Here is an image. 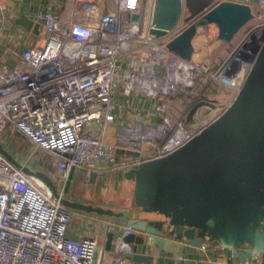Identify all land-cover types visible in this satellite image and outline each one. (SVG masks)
Masks as SVG:
<instances>
[{
  "label": "built area",
  "instance_id": "1",
  "mask_svg": "<svg viewBox=\"0 0 264 264\" xmlns=\"http://www.w3.org/2000/svg\"><path fill=\"white\" fill-rule=\"evenodd\" d=\"M139 5V0H124L123 10L112 6L100 15L95 9L87 11L88 5H84L78 11L81 22L65 25L50 10L39 9L34 18L44 31L43 46L24 49L13 67L0 65V128L16 131L34 152L53 157L57 175L52 176L61 190L71 171L90 177L99 166L114 165L121 150L136 153V165L165 157L186 144L206 126L192 124L188 114L195 108L191 106L172 119L163 99L186 95L196 100L212 82L231 87L237 94L245 67L252 66L264 42L263 35L243 56L238 46L227 61L210 72L204 65L196 67L166 50L165 45L184 26L178 24L159 38L148 30L143 33L141 16L138 23L130 20ZM257 5L256 27L244 34L241 43L264 31L260 21L264 0H257ZM121 13H129L126 22ZM130 43L148 52L151 61L129 60L120 70ZM202 75L201 90L193 92ZM120 78L122 83L117 82ZM131 90L155 99L156 121L143 123L135 112L131 127L108 142L107 125L114 121L112 94ZM70 216V209L0 155V264H136L124 259L128 249L120 237L113 239L110 250L94 238L68 239L65 233ZM130 233L124 228L121 235ZM152 257L148 264H156Z\"/></svg>",
  "mask_w": 264,
  "mask_h": 264
},
{
  "label": "water",
  "instance_id": "2",
  "mask_svg": "<svg viewBox=\"0 0 264 264\" xmlns=\"http://www.w3.org/2000/svg\"><path fill=\"white\" fill-rule=\"evenodd\" d=\"M253 17L249 5L234 1L153 0L148 33L159 38L181 21L187 24L165 48L191 62L198 29L213 25L217 39L229 42ZM130 20L138 23L140 14L132 12ZM0 155L62 206L124 222L131 233L117 237L127 246V261L148 264L153 257L139 253L140 247L180 242L210 243L241 258L264 254V42L252 66L245 67L234 100L218 118L173 153L125 172L134 183L132 203L141 214L68 199L72 171L61 190L50 173L20 161L1 137ZM88 226L96 234L98 226ZM112 243L109 233L106 250Z\"/></svg>",
  "mask_w": 264,
  "mask_h": 264
},
{
  "label": "crops",
  "instance_id": "3",
  "mask_svg": "<svg viewBox=\"0 0 264 264\" xmlns=\"http://www.w3.org/2000/svg\"><path fill=\"white\" fill-rule=\"evenodd\" d=\"M139 1L140 5L137 12L140 13L144 21L142 32L147 33L149 28L146 29L145 27L147 16L144 18V12L146 6H152L153 0H144L145 4L143 0ZM215 1L224 0H212V2ZM226 1L249 5L255 17L260 13L257 0ZM84 5H88L87 11L90 12L91 9H95V13L100 15L110 11L112 6L115 8L120 6L123 10L124 0H0V65L13 67L19 62L21 52L24 49L43 46L44 31L40 23L34 18L37 10H50L65 25L81 22L78 11ZM129 13L120 14L123 22L127 21ZM199 30L201 29H198L197 33ZM195 39L196 37L192 42L194 47L192 61L199 56L196 54ZM127 51L126 62L120 65V70L127 66L129 60L151 61V55L144 50H140L136 43H130L127 46ZM117 82L122 83L123 79H117ZM231 90L235 94L234 89ZM210 93H213V91ZM182 99L181 97L171 100L163 99L170 108L172 119H175L182 111ZM112 101L114 104V121L107 125L105 139L108 142H114L121 137L125 129L131 127L135 112L139 113L140 121L143 123L156 121L153 115V107L156 101L152 97L138 94L133 90L128 93L114 91ZM0 137L8 150L20 161L44 169L51 175H57L53 157L37 151L41 157L53 162L54 167L51 170L44 162L35 161L32 156L33 148L19 133L11 129L0 128ZM7 138H9V143L6 142ZM15 143H24L28 152L26 150L25 152L15 150L12 147V145H16ZM137 158L136 153L121 150L116 156L115 165L103 164L99 166L94 176L88 177L82 171H72L67 198L78 203L105 207L116 211L140 213L141 210L134 207L132 203L134 183L125 178L126 167L135 164ZM154 218L164 219L156 216ZM88 224L98 226L96 234L91 233ZM124 228H128L124 222L71 210L65 235L68 239L76 241L85 237L94 238L99 246H105L109 233H113V239H115ZM138 252L155 256L156 264H245L246 262L249 264H264V254L255 255L251 258H241L230 249L210 243L194 246L180 242L174 246H165L164 248L159 246L153 248L140 247Z\"/></svg>",
  "mask_w": 264,
  "mask_h": 264
},
{
  "label": "rangeland",
  "instance_id": "4",
  "mask_svg": "<svg viewBox=\"0 0 264 264\" xmlns=\"http://www.w3.org/2000/svg\"><path fill=\"white\" fill-rule=\"evenodd\" d=\"M150 11H151V5L146 6L145 8V14L147 16L146 23H145L146 29L149 28ZM260 21L264 22V16L262 20ZM179 24L184 27L187 26V24L183 23L182 21ZM255 25H256V22L254 21V17H253V19L250 20L243 28H241L238 31V33L229 42H224V41H220L217 39V29L213 25H209L199 30V32L195 36L196 39L194 41L196 43V48H197L196 54L199 56L196 57L190 63H192L196 67H201L204 65L205 67H207L208 71L212 72V71H215L222 63L227 61V59L231 55V52H233L235 48L238 49V46L242 47L241 51H239L240 56H243L244 52L245 54H247V52H249V50L251 51L252 47L254 46V44L252 43L253 42L255 43L256 40L262 38V36L264 35V31L257 32L253 35V37L248 42H245V44L243 42L242 43L240 42L244 34L249 29L256 27ZM263 27L264 26H262V28ZM203 79H205L204 75L198 78V80L193 86V89H192L193 92H199V90H201ZM209 88L210 89H205V91H203L196 100H194L192 96L188 97L186 95H183L181 97L183 98L182 99V109H181L182 111L178 114V116L181 115L183 111H186V109L188 110L189 107L191 106V108L192 107L195 108V110L192 113L188 114V117L191 116V122L194 121L192 124L200 123L202 125L207 126L209 123L212 122V120L218 114L221 113V111L224 108L228 107L232 103V101L234 100L236 96V94L232 93V90H231L232 88L224 86L219 82H212ZM211 91H213V93H210ZM175 98H178V97H175ZM175 98H169V99L171 100ZM193 100L195 102L192 103ZM195 111L197 112V115H194ZM6 142L9 143V138L6 139ZM12 147L15 150L17 149L18 151L22 150L23 152H25L26 150L28 152L27 146L24 143L16 144L14 146L12 145ZM32 156L35 161L44 162V164L48 165V168L50 170L53 169L54 167L53 162L49 161L45 157H41L39 152L37 151L33 152Z\"/></svg>",
  "mask_w": 264,
  "mask_h": 264
},
{
  "label": "trees",
  "instance_id": "5",
  "mask_svg": "<svg viewBox=\"0 0 264 264\" xmlns=\"http://www.w3.org/2000/svg\"><path fill=\"white\" fill-rule=\"evenodd\" d=\"M164 100H165V99H164ZM164 100H163V102H165Z\"/></svg>",
  "mask_w": 264,
  "mask_h": 264
}]
</instances>
